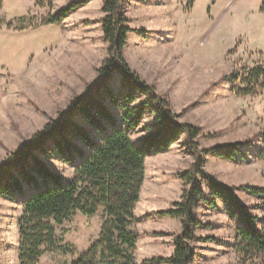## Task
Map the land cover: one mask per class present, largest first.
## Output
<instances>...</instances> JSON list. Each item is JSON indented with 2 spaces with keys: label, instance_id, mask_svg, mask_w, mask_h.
I'll use <instances>...</instances> for the list:
<instances>
[{
  "label": "rangeland",
  "instance_id": "obj_1",
  "mask_svg": "<svg viewBox=\"0 0 264 264\" xmlns=\"http://www.w3.org/2000/svg\"><path fill=\"white\" fill-rule=\"evenodd\" d=\"M74 1L82 0H4L5 9L0 11V164L48 123L59 122L71 103L98 81L97 70L108 57L101 25L104 0H89L59 26L42 25ZM262 3L124 0L133 30L124 51L127 64L144 84L169 101L179 123L200 129L197 155L205 160V172L227 187L264 188V166L257 159L264 148V139L257 137L264 133V90L259 96L239 97L232 89L243 86L229 79L231 75L239 79L247 76L258 66L264 68ZM21 15L24 21L15 18ZM9 22L13 25L10 29ZM111 86L115 90L120 87L119 77ZM144 100L141 97L135 105ZM110 109L118 120L117 127L127 130L132 143L139 146L149 134L145 127L153 124V116L146 114L138 129L128 130L122 120L124 111ZM77 122L87 128L81 120ZM89 131L96 141L112 132L109 127L106 133ZM249 140L252 145L243 149L244 157L236 161L203 154V150ZM40 158L67 180L73 179L83 161L66 163L57 154ZM195 159L185 138L168 152L147 157L142 199L135 211L138 223L133 228L141 235L135 264L172 255V235L178 234L177 227L157 212L180 200L183 183L178 175L191 168ZM237 192L241 202L253 201L247 198L252 196L249 192ZM22 204L21 198H0V264H19ZM260 204L252 205V212L263 219L256 210ZM197 214L202 217L205 213L199 210ZM220 219L201 218L199 234L207 237L192 244V264H260L243 262L229 249L219 255L216 248L222 240L216 234L223 231L217 226ZM103 223L102 211L91 218L76 214L56 229L58 247L45 253L39 264H71L99 240Z\"/></svg>",
  "mask_w": 264,
  "mask_h": 264
},
{
  "label": "trees",
  "instance_id": "obj_2",
  "mask_svg": "<svg viewBox=\"0 0 264 264\" xmlns=\"http://www.w3.org/2000/svg\"><path fill=\"white\" fill-rule=\"evenodd\" d=\"M88 2H71L42 25L59 26ZM3 5L0 0V10ZM102 13L108 57L97 70L98 81L71 103L59 122L48 123L0 164V198L23 200L18 223L19 264H39L45 253L58 247V227L78 213L91 218L100 211L104 223L99 240L71 264H135L134 252L141 235L133 228L138 223L135 211L145 183L147 157L168 152L182 138L196 154L195 162L178 175L183 183L180 200L173 202L169 209L157 212L160 217L179 221L182 229L172 235L175 249L170 257L152 258L144 264H192L195 258L192 244L199 240L196 230L203 225L196 217V210L201 202L214 208L217 201L224 203L231 219L238 220L236 255L243 262L264 264V216L261 219L252 215L237 195V191H247L264 199V188L227 187L205 172V160L197 155L200 129L179 123L169 101L157 94L154 87L144 84L125 60L124 51L133 30L124 11V0H104ZM261 13H264V0ZM19 20L24 21V18ZM12 27L9 22L7 28ZM116 76L120 79L117 90L111 86ZM229 79L235 83L240 81L243 86L232 89L239 97L259 96L264 90L262 66L248 71V75L240 79L233 75ZM141 97L145 100L136 106ZM111 107L124 111L122 120L128 130L138 129L146 114L153 116V124L145 127L149 134L139 146L132 143L127 130L117 127L118 120ZM108 127L112 132L100 141L89 131L106 133ZM257 137L264 139V133H258ZM251 145L249 140L203 150V154L236 161L244 157L243 149ZM52 154L66 163L83 160L72 180L54 173L40 158ZM257 159L264 166V148ZM207 191L211 193L209 199ZM260 207L264 208V202L256 208ZM258 223L262 224L261 228Z\"/></svg>",
  "mask_w": 264,
  "mask_h": 264
},
{
  "label": "crops",
  "instance_id": "obj_3",
  "mask_svg": "<svg viewBox=\"0 0 264 264\" xmlns=\"http://www.w3.org/2000/svg\"><path fill=\"white\" fill-rule=\"evenodd\" d=\"M4 2V0H3ZM5 9V4L3 5V8L0 10V11H4ZM24 15V14H22ZM21 16H17L15 18H18V17H21V18H24ZM12 19V18H11ZM8 24V23H7ZM10 29V28H8ZM238 194V197L240 198V192H237ZM210 191H207L206 192V198L209 199L210 198ZM244 195H248V194H244ZM246 198V196H243ZM249 197V198H248ZM248 199H251L253 201H249V200H245L243 201L242 203L246 206H248L250 212L252 215H256V216H259L255 213L252 212L253 208H252V205L254 204H260L259 202V199L260 198H256L254 196H247ZM141 199H142V193H141ZM168 209V208H167ZM199 210H203L204 211V215L202 217H216V216H219L220 219V222L219 224L217 225L219 228L223 227V231L219 232L218 234H216L217 238H219L220 240H222V242H218L217 243V248L216 250L218 252H220L219 255L221 254H224L225 255V252L226 250L229 249V251L233 252L236 255V252H235V244H236V240H237V230H238V227H239V223H238V220L237 219H231L230 216H229V211L227 209V207L224 205V203L222 201H217L216 202V206L214 208H210L208 203L207 202H201L196 210V217L197 219L203 224V220H201V216L199 217V215L197 214ZM256 210H258L259 212H261L264 216V208L263 207H260V208H257ZM218 214V215H216ZM172 220V219H171ZM176 227H177V230H178V233L181 232V229H182V226H181V223L177 220H172ZM258 226L259 228H261L262 224L261 223H258ZM201 227H199L197 230H196V236L200 239L202 238H206L207 236H202L201 234H199V229ZM225 228H228L229 232L226 233V230ZM209 235V234H208ZM212 236V235H211ZM214 236V237H216ZM209 237V236H208ZM201 241V240H200ZM214 241V240H212ZM206 242V241H204ZM174 249L175 247L173 248V252H174ZM173 254V253H172ZM222 255V256H224Z\"/></svg>",
  "mask_w": 264,
  "mask_h": 264
}]
</instances>
